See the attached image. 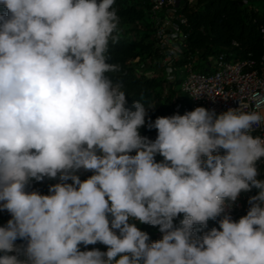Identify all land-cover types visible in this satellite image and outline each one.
I'll return each mask as SVG.
<instances>
[{
	"label": "clouds",
	"instance_id": "9594fccd",
	"mask_svg": "<svg viewBox=\"0 0 264 264\" xmlns=\"http://www.w3.org/2000/svg\"><path fill=\"white\" fill-rule=\"evenodd\" d=\"M113 5L0 0V264H264V112L196 107L149 117L156 138L142 136L144 104L125 107L108 75ZM58 175L47 195L26 190ZM253 189L246 215L225 214Z\"/></svg>",
	"mask_w": 264,
	"mask_h": 264
},
{
	"label": "trees",
	"instance_id": "16d2710c",
	"mask_svg": "<svg viewBox=\"0 0 264 264\" xmlns=\"http://www.w3.org/2000/svg\"><path fill=\"white\" fill-rule=\"evenodd\" d=\"M113 7L119 17L120 38L115 44L109 43L107 55L108 62L118 64L120 70L108 75L114 83L122 82L127 100L125 107L134 111V101L144 104L148 117L140 134L151 140H155L157 131L147 128L149 117L154 121L160 116L180 114L175 111V103L189 104V99L181 91L185 66L189 62L195 71L208 72L212 60L224 55L232 60L252 59L260 67L264 56V0H195L192 3L182 0L178 12L186 20V25L182 27L187 35L186 48L174 61L176 72L172 82H168L164 76L160 47L155 39L151 0H114ZM155 160L161 162L163 157L157 155ZM260 169L259 178L263 179L262 163ZM75 174L83 181L94 173L85 171ZM57 183H63L59 176L50 183L33 180L26 190L47 195L49 187ZM243 194L256 195L257 190ZM221 218L209 220L207 229L203 231L219 228L218 221ZM9 219L11 216L7 211H0V226L6 225ZM135 223L149 235L148 243L155 241V227L139 221ZM16 243L20 245L23 242L17 240Z\"/></svg>",
	"mask_w": 264,
	"mask_h": 264
},
{
	"label": "built area",
	"instance_id": "2783aa9c",
	"mask_svg": "<svg viewBox=\"0 0 264 264\" xmlns=\"http://www.w3.org/2000/svg\"><path fill=\"white\" fill-rule=\"evenodd\" d=\"M181 1L151 0L152 18L156 28L155 39L160 47L162 64L165 68L164 76L168 82L174 81L176 72L174 61L186 48L187 35L182 28L186 25V20L183 14L178 12ZM188 1L192 3L195 0ZM259 66L252 59L232 60L220 55L212 60L208 72H197L193 69V64L189 62L185 66L187 77L181 85V91L187 95L189 104L182 105L176 102L175 111L183 115L196 107H204L208 110L214 109L216 114H221L229 108L241 107L244 111L264 112V56ZM254 134L264 136V130L258 129ZM85 171L80 169L77 172ZM56 178L46 177L43 182L50 183ZM250 196L253 194L241 193L235 204L230 209H226L225 214L231 215L234 220L246 215ZM153 227H155V241H158L162 238V233L158 226ZM80 247L81 251L94 248L107 251V246L99 242L95 245Z\"/></svg>",
	"mask_w": 264,
	"mask_h": 264
},
{
	"label": "rangeland",
	"instance_id": "374dc122",
	"mask_svg": "<svg viewBox=\"0 0 264 264\" xmlns=\"http://www.w3.org/2000/svg\"><path fill=\"white\" fill-rule=\"evenodd\" d=\"M187 77V74L184 73V77H183V82L185 81V78ZM185 96V98H188L187 95L183 94Z\"/></svg>",
	"mask_w": 264,
	"mask_h": 264
}]
</instances>
